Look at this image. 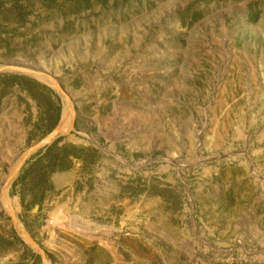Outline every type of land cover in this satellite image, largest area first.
I'll use <instances>...</instances> for the list:
<instances>
[{"label": "rangeland", "instance_id": "obj_1", "mask_svg": "<svg viewBox=\"0 0 264 264\" xmlns=\"http://www.w3.org/2000/svg\"><path fill=\"white\" fill-rule=\"evenodd\" d=\"M7 65L0 264H264V0H0Z\"/></svg>", "mask_w": 264, "mask_h": 264}, {"label": "water", "instance_id": "obj_2", "mask_svg": "<svg viewBox=\"0 0 264 264\" xmlns=\"http://www.w3.org/2000/svg\"><path fill=\"white\" fill-rule=\"evenodd\" d=\"M4 71H14V72H22V73H30L27 69L18 67V66H12V65H7V66H3L0 67V72H4ZM48 78V77H45ZM49 81H51V79L48 78ZM52 82V81H51ZM60 92L63 94L62 89L57 85L56 86ZM66 104L70 105L69 100L67 99ZM73 122H74V115L71 112V117H70V129L73 127ZM58 128H60V125L58 126ZM58 128H56L54 131H52L50 134H48L45 138H43L42 140H39L38 142L34 143L32 146H30L24 153L25 157L31 155L32 153H34L35 151L41 149L42 147H44L45 145H47L48 143H50L51 141H53L54 139H56V137H58L60 135V132H58ZM11 178H8L3 186V189H6L8 187V185L10 184ZM14 226L16 227L18 222L17 219L14 217L12 219ZM25 239L29 242V244L40 253L43 264H45V254L44 252L39 248V246L34 243L31 239L26 238Z\"/></svg>", "mask_w": 264, "mask_h": 264}, {"label": "bare ground", "instance_id": "obj_3", "mask_svg": "<svg viewBox=\"0 0 264 264\" xmlns=\"http://www.w3.org/2000/svg\"><path fill=\"white\" fill-rule=\"evenodd\" d=\"M41 81H43L46 85L50 87H54V84L45 78H41ZM70 117H71L70 105L66 104V100L64 99V109L61 115L60 128H58V132L62 133L69 128ZM17 229H19L20 231V226H17Z\"/></svg>", "mask_w": 264, "mask_h": 264}, {"label": "trees", "instance_id": "obj_4", "mask_svg": "<svg viewBox=\"0 0 264 264\" xmlns=\"http://www.w3.org/2000/svg\"><path fill=\"white\" fill-rule=\"evenodd\" d=\"M56 142H57V141H56ZM56 142H55V143H56ZM12 187H14V184L12 185Z\"/></svg>", "mask_w": 264, "mask_h": 264}]
</instances>
